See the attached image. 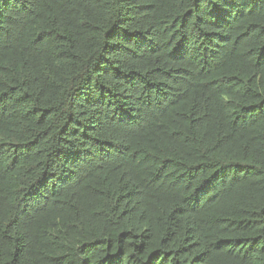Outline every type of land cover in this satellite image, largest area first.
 Here are the masks:
<instances>
[{
	"label": "trees",
	"instance_id": "trees-1",
	"mask_svg": "<svg viewBox=\"0 0 264 264\" xmlns=\"http://www.w3.org/2000/svg\"><path fill=\"white\" fill-rule=\"evenodd\" d=\"M0 264H264V0H0Z\"/></svg>",
	"mask_w": 264,
	"mask_h": 264
}]
</instances>
